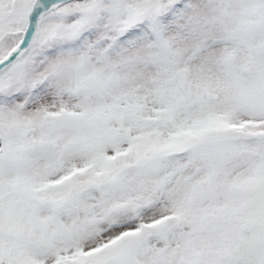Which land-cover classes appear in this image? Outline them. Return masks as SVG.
I'll return each instance as SVG.
<instances>
[{"label": "snow or ice", "instance_id": "obj_1", "mask_svg": "<svg viewBox=\"0 0 264 264\" xmlns=\"http://www.w3.org/2000/svg\"><path fill=\"white\" fill-rule=\"evenodd\" d=\"M0 264H264V0H0Z\"/></svg>", "mask_w": 264, "mask_h": 264}]
</instances>
